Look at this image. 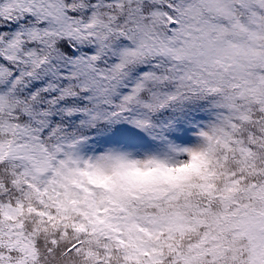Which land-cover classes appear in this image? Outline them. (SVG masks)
<instances>
[{"label": "snow or ice", "instance_id": "snow-or-ice-1", "mask_svg": "<svg viewBox=\"0 0 264 264\" xmlns=\"http://www.w3.org/2000/svg\"><path fill=\"white\" fill-rule=\"evenodd\" d=\"M0 264H264V0H0Z\"/></svg>", "mask_w": 264, "mask_h": 264}]
</instances>
